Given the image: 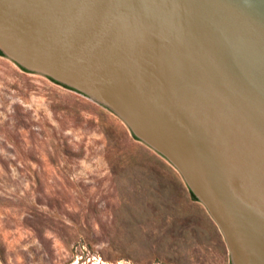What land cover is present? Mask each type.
Here are the masks:
<instances>
[{"label": "water", "instance_id": "95a60500", "mask_svg": "<svg viewBox=\"0 0 264 264\" xmlns=\"http://www.w3.org/2000/svg\"><path fill=\"white\" fill-rule=\"evenodd\" d=\"M0 53L124 122L231 264H264V0H0Z\"/></svg>", "mask_w": 264, "mask_h": 264}, {"label": "rangeland", "instance_id": "374dc122", "mask_svg": "<svg viewBox=\"0 0 264 264\" xmlns=\"http://www.w3.org/2000/svg\"><path fill=\"white\" fill-rule=\"evenodd\" d=\"M0 264H231L180 174L102 106L0 56Z\"/></svg>", "mask_w": 264, "mask_h": 264}, {"label": "trees", "instance_id": "16d2710c", "mask_svg": "<svg viewBox=\"0 0 264 264\" xmlns=\"http://www.w3.org/2000/svg\"><path fill=\"white\" fill-rule=\"evenodd\" d=\"M0 56H2V54L0 53ZM192 195V194H191ZM192 197L194 198V200H196L197 201V199H195V197L192 195Z\"/></svg>", "mask_w": 264, "mask_h": 264}]
</instances>
